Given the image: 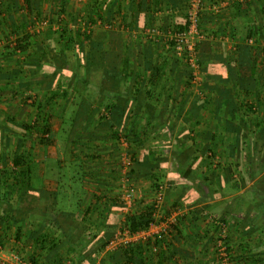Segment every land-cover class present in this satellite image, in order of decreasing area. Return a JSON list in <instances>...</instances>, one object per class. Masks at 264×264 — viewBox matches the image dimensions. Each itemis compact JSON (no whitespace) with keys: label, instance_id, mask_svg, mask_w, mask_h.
<instances>
[{"label":"crops","instance_id":"1","mask_svg":"<svg viewBox=\"0 0 264 264\" xmlns=\"http://www.w3.org/2000/svg\"><path fill=\"white\" fill-rule=\"evenodd\" d=\"M0 1L6 10L5 21L0 26V101L4 100L3 104L0 102V124L9 132L11 126L22 128V123H27L24 121L27 109L23 105L19 108L18 101L14 100L29 93L37 94L39 100L44 96L42 109L45 114L68 116L72 112L71 102L63 101V106L56 107L55 110H50L46 102L55 93H58L56 100L63 99L65 93H71V71L78 74L76 65L69 61H33H38V56L48 50L51 39L49 33L36 35L29 40L31 56L28 60L24 59L22 62L23 56L20 55L21 62L16 59L7 62L8 56L7 60L3 56L10 38L15 41L25 31L35 34L34 21L41 17L46 3H53L54 0H29L30 8H27L25 0ZM215 1L227 2L229 8L220 16L212 15L213 19L206 23L207 37L202 42L204 47L208 46L202 54L206 100L193 90V85L187 86L185 83L186 78L177 65L179 59L165 50L164 46L160 54L156 46L149 42L146 44L149 54L144 55L145 62H151L152 69L162 65L161 87H153L156 88L155 96L158 95L162 104L152 102L150 109L143 110V119L131 118L126 126L128 131L133 130L137 134H144L146 131V135H139L141 143L133 142L135 162L148 168L154 166L155 171L151 173L153 175L162 174L165 206L162 226L157 231L160 229V234L165 231L167 226L163 223L169 221L178 225L182 233H176L173 238L162 237L170 241L168 247L162 248V255L147 251L145 244L148 242L134 239L129 245L134 248V264H220L216 256L217 233L211 223L213 217L224 218L226 221L230 244L238 264H264V0ZM66 2L68 4V0ZM70 2L69 6L72 5ZM109 2L111 16L128 20L136 15L141 20H150L153 25L156 23L158 27L162 26V32L158 31L159 35L165 32L167 26L180 24L178 14L182 5H185L183 0H162V3L159 0ZM238 3L243 4L242 10L233 6ZM161 8H166V11L160 13ZM48 12L51 13L50 10ZM241 35L246 37L242 38ZM248 36L253 39L247 40ZM117 37L118 35L112 38L113 50L118 53L126 52V43L123 44ZM137 41L139 43L141 39ZM217 43L222 46L228 43L235 54L230 55L224 48L221 50ZM133 44L134 48L129 47L128 53L124 55L130 62L137 60V54L132 52L137 50V42ZM218 64L234 67V70L218 79L209 71L210 68L220 66ZM125 93L122 88L121 96H125ZM99 98L97 94L91 100L99 101ZM172 100L180 104L174 102L176 106H172ZM91 110L94 111V117L104 115L106 111L103 106H92ZM114 112L116 114V111L110 114L114 115ZM121 113L127 114L128 109ZM10 116L16 119L13 117V122L7 121ZM151 118L153 121L148 123ZM95 120L98 121L97 118ZM54 121L55 119L51 122L52 132L58 136L63 122L61 120L56 125ZM121 124V118H118L113 122V128L117 130ZM18 132L20 133V129ZM19 141L20 139L10 140L9 137L0 141V168H12L15 154L24 150ZM108 141L101 140L99 136L93 141L91 150L84 148L91 159L84 155L79 157L83 169H78L76 177L73 176V166L67 168L74 163L70 154L66 158L57 159L50 155L53 148L50 145L36 147L39 145L36 143L35 149H29L35 141L23 144L31 151V191L36 193L29 195V199L22 198L12 203L15 210L31 209L32 213L24 217L21 214L19 219L17 213L0 214V242L4 248L23 253L25 258H32V263H63L55 257L59 252H56L54 244L59 235L48 226L41 227L43 220L40 221V217L33 212L40 205L37 192L42 189L54 194L59 186L57 178L60 175L64 177V187L71 188L65 194L64 209H78L80 213L73 225L74 242H85L94 233L102 239L113 230L110 225L124 227L127 217L134 212L141 213L151 206L156 191L150 178L145 173L140 175L138 172L126 175L120 167L116 142L111 140L106 144ZM57 160H62L63 170L60 175L56 172ZM187 173L190 177L185 176ZM76 179L79 183L73 184ZM135 182L140 184L141 192L137 191L140 193L138 197L147 201L145 205L134 204L128 209L122 204L121 197L125 188L137 187ZM170 182L176 186L171 191L168 188ZM143 187L146 188L142 190ZM115 198L122 206L120 212L112 208L110 200ZM53 204V200L48 202V208L53 209ZM6 208L8 209L7 206ZM109 211L113 213L111 216ZM84 212H88L85 219ZM41 237L48 240L42 248L36 243ZM136 246L142 248L136 249ZM8 250L1 254L3 262L11 259L7 256ZM121 250L103 249L98 250L99 253L95 250L94 264H126L127 258ZM66 257L67 252L61 250L58 259L64 261L63 258Z\"/></svg>","mask_w":264,"mask_h":264},{"label":"trees","instance_id":"2","mask_svg":"<svg viewBox=\"0 0 264 264\" xmlns=\"http://www.w3.org/2000/svg\"><path fill=\"white\" fill-rule=\"evenodd\" d=\"M27 8H30V1L25 0ZM160 3H162V0H159ZM185 2V5L189 3L190 0H183ZM3 3L0 1V26L5 21V14L6 10ZM241 3L234 4V7H237V10H242ZM110 2L109 0H106L103 2L102 0H92V4L88 5L86 10L80 11H73L70 15L73 22L71 23V26H60V34L58 35L59 39L62 41H66V44L68 43V47H71L75 50L76 54L75 57L77 62H74L78 69V74H75L73 71H71V93H65L63 94V98L66 97L73 98L70 102V107L72 108V112L68 114V116L59 115L62 120V125L60 132L58 134V137L54 135L51 128V115L45 114L44 110L42 109V104H38L37 109V116L32 120L30 123H22V126L25 128L26 133L30 134V137L33 138V136L37 135L39 136V144L41 146L47 147L48 145L55 144L57 142L62 141L64 139V142L67 143H73L74 148L68 147L69 154L71 153V158H74L73 162L71 163L70 167L72 168L74 177L78 176L79 170L83 169L81 162L79 160V157L81 155H84L85 157H90L88 154L85 153V149H92L93 148V141H96V138L99 137L96 134H90L89 126H91L94 120V111H92V106H94V103L96 101H92L91 98L86 95V93L94 89L96 93L99 95V103L102 104L103 107H105L106 111L110 114L113 111H116V114L114 112V115L105 116L108 120H104V122L99 123L96 129H102L109 127V132L111 136V140L117 142L119 140V136L121 134L125 135V140L128 141V143H131V146L126 148V155L130 158L131 165L127 171L128 175H133V173L138 172L140 175H143L144 173L146 176L150 178V181L152 182L153 186L155 187V191L159 189V187L163 184V181L161 177L158 175L156 176L153 173L155 171L154 166L152 168L144 167L140 162H135L136 160V151L132 147L133 142L139 143L140 138L139 135H146V131L142 132V134H137V132L133 130H127L126 122L129 121L131 118L135 119H143V110L144 109H150L152 107V102H156L159 104H162V100L156 95L154 92L156 88L153 87H161V75H162V65L157 66L156 68L152 69V63L151 62H145L144 55L148 56L149 50L146 47V44L149 42L153 44L154 46H158L160 44L155 43L153 41H148L146 39L145 31L147 28L154 29L156 27V23H150V20H141L140 18L135 17L134 15L130 17L128 20L126 18L119 19L114 16H111L110 14L106 15V10L109 9ZM67 2L66 0H61L59 2L58 11L60 13H67ZM186 8H181V12L178 14L180 17H185L187 14ZM108 13V12H107ZM206 13V12H205ZM214 17L219 16V14H214V12H209ZM204 14V11L201 14L202 22L212 20L213 17H208V14ZM95 16V17H93ZM200 17V15H199ZM200 17V18H201ZM102 21L106 26L111 27L113 26L114 21H121L120 26L121 32H124L123 34L119 32V41L124 42L125 47L129 51V47L134 48L135 42H137L136 47L137 50H134L133 53L137 54V60L134 62H130L128 58H125V54H127L124 51L118 52H108L104 48V44L100 42H93L92 34H93V27L96 26L97 22L96 19ZM114 20V21H113ZM175 22V19H173ZM183 20H179L180 24L170 25L176 28L177 30H183L185 28V24L182 23ZM199 21L201 24L199 26L200 30L205 29L204 25ZM35 22V21H34ZM182 23V24H181ZM34 27V24H33ZM139 32V38L141 39V42L138 43L137 40L135 42L132 41V33L133 30ZM160 28V27H159ZM234 29L236 27H233ZM34 30V29H33ZM206 30V29H205ZM37 34L32 33L29 31L24 32L22 36L17 37V40H15V46L14 50H12L11 55L19 54L22 56L27 57L30 56V42L29 40L34 38ZM117 37V38H118ZM240 37L244 38L246 36L241 35ZM76 38L80 39L79 46L75 44ZM249 38V37H248ZM150 40V38H149ZM145 43H144V42ZM90 42V43H88ZM87 44L88 48H90L92 51L91 53H88L86 56V62H82V58L80 57V50L83 47L82 44ZM85 44V45H86ZM145 44V45H144ZM174 46V44L172 43ZM50 47V46H49ZM48 49H51L49 48ZM131 50V51H132ZM18 51V52H17ZM79 51V54H78ZM93 51L100 52V56L96 57V55L92 54ZM174 52L175 50L172 49ZM132 53V54H133ZM76 55H79L77 58ZM61 56V55H60ZM59 56V57H60ZM127 56V55H126ZM58 62H68V59L66 58V52L63 53ZM29 59V58H28ZM81 60V61H80ZM147 60V57H146ZM200 61V59H199ZM24 62V60H22ZM38 62V61H37ZM132 63V65H131ZM201 63V71H205V67ZM65 64V63H64ZM178 65V64H177ZM220 66H217L215 68H210L209 71L213 72L216 78L221 79L223 76H227L230 72L234 70V67H230L228 65L224 64H218ZM81 68L82 71H81ZM190 68V67H189ZM71 69V67H70ZM72 70V69H71ZM61 71V70H60ZM200 71V67H199ZM83 72V73H82ZM173 72V70H172ZM58 73V72H57ZM186 78L185 83H187V86H192V79L194 78V71L191 69L186 74H183ZM151 76V77H148ZM148 77V78H147ZM129 82V83H128ZM128 83V84H127ZM150 85V87H149ZM202 86H204L203 80H202ZM124 89L126 91L125 96H121L120 92L121 89ZM161 89V88H160ZM204 89V88H203ZM202 89V90H203ZM58 93H55L54 95H50L49 100L51 102H56L55 99L57 98ZM178 101L172 100V106H176L175 103ZM178 104H180L178 102ZM167 105V104H166ZM91 108V109H90ZM128 109V113L124 114L121 113L122 110ZM116 109V110H115ZM131 110V112H130ZM40 114V115H39ZM43 115V116H42ZM46 117V118H44ZM111 117V118H110ZM149 117V116H148ZM147 117V118H148ZM118 118H121L122 124L119 126L117 130H115L113 127V122H116ZM104 119V118H103ZM7 121L13 122V117H7ZM106 121V122H105ZM153 119L149 120L148 123H151ZM112 125V126H111ZM113 128V129H111ZM10 131V130H9ZM95 131V130H93ZM82 133V134H81ZM84 133V134H83ZM88 134L90 136L84 137V135ZM92 135V136H91ZM56 137V138H55ZM94 139V140H93ZM141 143V142H140ZM24 142H22V146L24 150H20L17 152L12 159L13 166L12 168H0V214H6L10 215L13 213H17L18 219L22 216L24 217L26 214L32 213L31 209H24V210H15L13 208L14 202L20 200V199H29V195H32V179H31V170H32V163H31V151L26 149V146ZM75 146H78L76 148ZM99 146H96L98 148ZM20 148V147H19ZM29 149H34V147H31ZM78 149L82 151L81 154H76L75 152L78 151ZM123 153V152H121ZM55 166L57 168L56 172L60 175L61 171L63 170L62 166V160H57L55 163ZM81 168V169H80ZM79 169V170H78ZM182 172V171H181ZM57 174V176H59ZM151 174V175H150ZM187 173L185 176L190 177ZM79 180H75L73 184H78ZM196 181V180H195ZM58 182V189L57 191L53 193H49V191L46 190H40L37 192V196L40 197V205L39 207L33 210L35 213V216H39V220H43L41 227H49L54 229V232L59 235L58 240L55 242L54 247L56 248V252H59L55 254V257L60 263L63 262V260H59V256L61 254V250L64 249V252L66 251L67 254H77L78 260L73 261L74 264H94V254L96 251L98 252L105 249L107 244L110 242V240L113 238V235L115 232L121 227H117V225H110L109 227L113 230L111 232H108L104 235L102 239L98 238V235L93 234V237L91 240H84L85 242H74V231L75 228L73 227L74 223L76 222L75 218L78 214H80L77 210H65L63 207L65 194L70 191V187L65 188L64 187V177L60 175L57 178ZM175 184L173 182L168 183V188L171 190L175 189ZM75 190V188H74ZM51 200L54 201V208L50 209L48 208V202ZM14 201V202H13ZM112 203V208L117 212H120L122 210V206L119 203V201L115 198L114 200H110ZM163 204L165 206V203L163 201ZM8 207V209L6 208ZM164 206H162V213ZM19 207V206H17ZM175 207V206H173ZM26 210V211H25ZM17 211V212H16ZM23 211V212H22ZM31 211V212H30ZM154 212L155 207L154 205H151L147 207V209L141 213L134 212L132 215L127 217V221L124 223V227L126 229H129V231L132 234L147 230L152 223H154ZM88 212L83 213V218L85 219V216H87ZM113 214V213H112ZM109 211V215H112ZM110 216L108 218H110ZM107 217V216H106ZM102 218V215H101ZM162 220V219H161ZM222 223L224 227L227 230V223L224 220V218H220L219 222H216L215 225V232L217 233V242L220 239V231L221 228L218 225V223ZM47 223H49L47 225ZM158 223V222H157ZM176 233L181 234L178 225L172 223L168 225V228L160 235H157L154 239V241H150L145 244V248L147 251L156 254V255H162L160 254L162 252V248L168 247L170 244V241L166 238H162L164 236H171V238L176 235ZM219 233V234H218ZM17 239H19V235H17ZM48 242L47 239L44 237L38 238L36 240V243L38 246L42 248ZM224 246H226L228 256L232 259L235 264H238V260L235 259L233 252L232 245L230 244V239L228 234H226L225 239L223 240ZM95 245V246H93ZM3 244L0 242V247H2ZM4 247V246H3ZM92 247V248H91ZM95 247V248H94ZM157 247L158 251L154 252L153 248ZM91 248L93 251L91 252ZM142 246H136V249H141ZM66 249V250H65ZM96 250V251H95ZM13 252L21 255L22 259L28 263H32L30 259L25 258L23 253L13 250ZM121 252H123V256L127 258L126 264H134L133 263V252L134 248L132 246L122 249ZM99 253V252H98ZM90 256V257H89ZM89 257V258H88ZM116 258V257H115ZM28 259V260H27ZM65 259V258H63ZM32 264H36L33 262Z\"/></svg>","mask_w":264,"mask_h":264},{"label":"rangeland","instance_id":"3","mask_svg":"<svg viewBox=\"0 0 264 264\" xmlns=\"http://www.w3.org/2000/svg\"><path fill=\"white\" fill-rule=\"evenodd\" d=\"M195 1L196 0H190L189 3H187V5H182L183 8L187 9V12H186L187 14L185 15V17L184 18L180 17V19L183 20L182 23L185 24V28L183 30H177L173 26H167V28H165V32L162 35H159L158 31L162 30V26L159 28L156 25V27H154V29L147 28L146 31H145V34H146L145 37H146V39L148 41H150V42L153 41L155 43L160 44L159 47L156 46L157 47L156 49H158L160 51V54H162V46H164L165 50L171 52L177 59H179V61L177 63H178V66H179V71L182 74H186L187 72H189L192 69V67L189 64V62H190V60H189V52H188L187 49L182 50L181 52L176 50L177 42L174 39V36L176 34L183 33V32H185L187 30V27L190 24L189 14H190V12H192V10L194 8L193 3ZM69 2L72 5L69 6ZM90 4H92V0H68L67 13H60L58 11L59 0H54L53 3L52 2L49 3V1H48L46 3V5L44 4L45 5L44 10L45 11L42 12L43 14L41 13V17L40 18L35 20L34 30H35V34H37V36H42L43 34H48L49 33V37L51 38L50 39V45H49L50 47L49 48H51V49L46 50V53H43L42 55H40V57L37 55L38 56V62L39 61L40 62L41 61H44V62H57V60L62 58L61 56L63 55L64 52H66V58L68 59L69 62H77L78 59H76V57H75V54H76L75 50L72 49L71 47H68V43L66 44V41H62L58 37V35L61 32L60 31V26L61 27L64 26V25L71 26V23L73 22V20L70 17L71 13L73 11H75V12L76 11H80L81 12V10H83V9L86 10L88 5H90ZM215 6H217L219 8L218 11H219L220 14L213 10V8ZM47 7H49V8H47ZM200 7H201V10H200V12L198 14L199 21H200V19H202L201 14H202L203 11H204V14H207L209 12H214V14H217V15L219 14V16H220V15H222L223 11L227 7L229 8L227 2H221V1L220 2H216L215 0H202V2L200 3ZM109 8H110V6H109ZM48 10H50L51 13H49ZM160 10H161L160 11V13H161V12L166 11V8H161ZM107 14H110V10L109 9L106 10V15ZM174 15H176V14H174ZM199 15H200L201 18L199 17ZM211 16L212 15L209 13L208 17H211ZM93 17H95V16H93ZM96 22H97L96 26L93 27L94 28L93 29V34H92L93 42L103 43L104 44V48L103 49H105L106 51H108L110 53L115 52L116 50H113L114 45L112 43V38L114 36H116V35H119V32L122 33V34L124 33V32H121V29H120V26L122 25V24H120L121 21L120 20L117 21V22L114 21L113 22L114 24H113L112 28L106 26L102 21L98 20V18L96 19ZM200 22L204 25V28L206 29V23L208 21H205V22L203 21L202 22V20H201ZM200 25L201 24L199 23V26ZM205 29L201 28V30H200V33H201L200 38L197 41L196 40L194 41L195 44H196V46L194 48H195V51H196L195 53H197L196 54L197 59H198L197 62H198V65L200 67V71H198V72H199V75L201 76L203 81H204L205 71H201V66H200L201 63H199V62H202V64H203L204 61H203V58H202V54H203V51L205 50V48L208 47V46L204 47L202 45L203 40H205V38L207 37L206 36L207 31ZM132 34H133L132 35V41L133 42H135V40L140 39L139 36H138L139 32L136 31L135 28H134ZM248 37L246 38L247 40H252L253 39L252 36H248ZM149 38H150V40H149ZM78 42H80V39L76 38L75 44L79 46ZM88 43H90V42H88ZM172 43L174 44V46L172 45ZM85 44H82L83 47L80 50V57L82 58L81 59L82 62H86L85 58H86L87 54L91 53V51H92L90 48H88L87 44L86 45ZM218 44L220 45V47H218V48H221V50L224 48L226 51L228 50L230 52L229 53L230 55L235 54L234 50H230L231 48H230V46H228V43L225 44L226 46L225 45L222 46L221 43H217V45ZM201 45H202V47H201ZM14 46H15V41L12 38H10V43L7 46L8 49L3 53V56H4V58H6V60H7V56H8V60L11 59L10 61L7 60V62H13L14 59H16L17 62H21V60H22V56H20L19 54L11 55L12 50H14V49H12V48H14ZM172 49H174L175 51L173 52ZM99 53L100 52L93 51L92 54L96 55V57H99L100 56ZM78 54H79V51H78ZM1 56H2V54H1ZM30 56H31V54H30ZM76 56H77V58L79 57V55H76ZM24 59H26L25 56H23V60ZM199 59H200V61H199ZM27 60H28V57H27ZM33 61L37 62V60H34V59H33ZM192 88L198 95H200L203 98V100H206V93H205V90L203 89L204 86H202V85H201V87L192 86ZM86 95H88L90 98H94L97 95V93H96V91L94 89H91V90H89L86 93ZM43 97L44 96H42L41 100H39L40 98L37 97V94L35 95L33 93H29V94H27L25 96H18L17 98H15L14 101H16V100L18 101V107L19 108H20L21 105H23L24 108L27 109L28 113H27V117L24 118L25 119L24 121H26L27 123H30V122H32V120H34V118H36V116H37L36 107H37L38 104L39 105L43 104L42 101L44 102V100H45V98H43ZM72 99L73 98L70 99V97H67L65 99L61 98L59 100L55 99L56 102H51L48 99L47 102H46V104H47L46 106H49L51 108L50 110H55L56 107L58 108V107H62L63 106V104H62L63 101L68 103ZM3 101L4 100H2L0 102L3 104ZM14 101L10 100V102H12V103H14ZM94 106L95 107H102L101 104L99 103V101H96ZM11 111H13V110H11ZM47 115H51V117H52L51 122H52V120L55 119V121H54L55 123L54 124L58 125L61 122V118H60L59 115H52V114H47ZM105 116H107L106 111L104 112V115H100V116L94 117V120L92 121L93 124L91 126H89V131H90V134H96V135L100 136L101 140L102 139L109 140L108 142H106V144H109V142H111V136H109L110 133H108L109 130H110L109 129L110 126H108L107 128L106 127L103 128V130L102 129L101 130L100 129H96L97 126L99 125V123L104 122V120H108L109 119L108 117L110 115L108 113V117H107L108 119L105 118ZM11 117H14V116H11ZM0 118H1V115H0ZM44 118H46V117H44ZM95 118H97L98 121L95 120ZM15 123H17V121H15ZM5 129L6 128H3L2 125L0 124V141H2L3 139H7V137H9L10 140H11V138L14 139V140L20 139L19 142L20 143L24 142L25 145L28 142L30 143L32 141H35V143L33 144L34 149L36 147H40L41 146L39 144V141H40L39 140V136L35 135V136H33V138L30 137V134L26 133V130H25V128L23 126H22V128L18 127L17 125H15V127L11 126L9 132L6 131ZM19 129H20V133L18 132ZM111 129H113V128H111ZM93 130H95V131H93ZM18 134H20V136ZM54 135H55V133H54ZM55 136H57V135H55ZM88 136H90V135L85 133L84 137L86 138ZM36 143L39 144V145L35 147ZM129 146H131V143L130 142L128 143V141L125 140V135L124 134H121V136H119V140L116 142V149H118V153H119V156H120V158H119L120 165H121L120 167L123 168L121 170H123L126 175L128 174L127 171H128V169H129V167L131 165L130 158L127 157V155H126V153H127L126 152V148H128ZM50 147H53V148H51L50 155L54 156L55 158L58 159V157H60V158L61 157H65V158L68 157V155H69L68 147L74 148V144L73 143L64 142V139H62V141H60V142H57L55 144H51ZM75 147L78 148V146H75ZM121 152H123V153H121ZM75 153L76 154L77 153L81 154L82 151H81V149L80 150L78 149V151H76ZM70 156H71V153H70ZM160 177L162 179V174L160 175ZM137 184L138 183L135 182V186H137L136 188H133V186H131L130 188L127 187V188L124 189L125 190L123 192L124 194L126 193V191L133 194V202H132V206L131 207H129V206H127L125 204V201L122 200V197H123V195H122V197H121L122 201L121 200L120 201L125 206V208H128V209L132 208L134 206V204L136 206L137 205L141 206L142 204L145 205V202L147 201V199L142 200L141 198L138 197L140 195V193H138L137 191L141 192V189L139 187L140 184H138V185ZM160 187H162V185ZM138 188L140 190H138ZM145 188L146 187H143L142 190L145 189ZM157 192H158V190H157ZM157 192L155 194L154 199L150 203V205H154L155 204ZM148 203H149V201H148ZM164 203H165V201H164ZM163 206H164V204H163ZM160 219H162V205H161V214H160L159 220ZM211 219H212L211 223L213 225H215L216 222H219L220 218L213 217ZM170 224H172V223H170ZM160 225L162 226V224H160ZM163 225H165V224L163 223ZM120 228L125 229V227H122V226ZM167 228H168V226L166 227V229ZM159 232H161L160 229H159ZM163 232H165V231H162V233ZM225 234H228V232L227 233L225 232ZM88 240H91V238H89ZM129 245H131V243H129ZM122 248H124V247H122ZM219 249L220 248L218 247V242H217L216 256H217V259L219 260L220 264H227V263L235 264V262L232 261L230 256L227 255V257H222L220 255L221 252L219 251ZM6 250H8V249L4 248L3 246L0 247V261L1 262L3 261V257H2L1 254H5ZM11 252H13V250H8L7 256H10L9 254ZM76 255L77 254H74V253L67 254V257L64 259L62 264H74L73 261L78 260V257ZM9 261H11V259ZM76 264H78V261H77Z\"/></svg>","mask_w":264,"mask_h":264},{"label":"built area","instance_id":"4","mask_svg":"<svg viewBox=\"0 0 264 264\" xmlns=\"http://www.w3.org/2000/svg\"><path fill=\"white\" fill-rule=\"evenodd\" d=\"M202 2V0H196L193 3V10L192 12H190L189 14V21L190 24L187 27V30L183 33H179L176 34L174 36V39L176 40L177 44H176V50L181 52L182 50L187 49L189 52V64L192 67L193 71H194V78L192 79L191 83L193 86L196 87H201L202 85V78L199 75V65H198V59L195 53V40L197 41L200 36V28H199V18H198V14L201 10L200 7V3ZM213 10L215 12H219V8L217 6H215L213 8ZM122 200L125 201V204L129 207L132 206V202H133V194L130 192H127L123 195ZM163 201H164V192H163V187H160L158 189L157 192V196H156V200H155V212H154V223H152L150 225V227L147 230L132 234L129 229H122L119 228L115 234L113 235V238L110 240V242L107 244L105 250L107 251H114L117 249H120L122 247V249L128 248L129 243H131L134 239H136V241H144V242H150V241H154L155 237L159 234L158 228L161 226L160 224H162V220L160 221V214H161V205L163 206ZM158 222V223H157ZM165 225H169V221L164 222ZM218 225L221 228L220 231V239L218 241V247L220 248L219 251L221 252L220 255L222 257H227L228 253H227V249L226 246H224L223 240L226 237V228L224 227V225L220 222L218 223ZM154 252H157L158 249L157 247L153 248ZM11 257V261H5V262H1L0 264H31L28 263L26 261H24L21 257V255L15 253V252H11L10 254ZM229 264V263H227Z\"/></svg>","mask_w":264,"mask_h":264}]
</instances>
